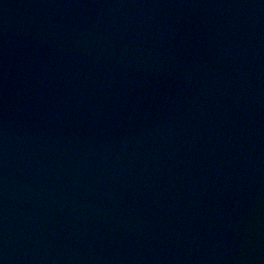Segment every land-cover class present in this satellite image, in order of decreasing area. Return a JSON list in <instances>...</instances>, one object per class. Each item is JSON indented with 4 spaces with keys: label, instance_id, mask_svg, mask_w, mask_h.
I'll return each mask as SVG.
<instances>
[{
    "label": "water",
    "instance_id": "1",
    "mask_svg": "<svg viewBox=\"0 0 264 264\" xmlns=\"http://www.w3.org/2000/svg\"><path fill=\"white\" fill-rule=\"evenodd\" d=\"M0 264H264V0H0Z\"/></svg>",
    "mask_w": 264,
    "mask_h": 264
}]
</instances>
